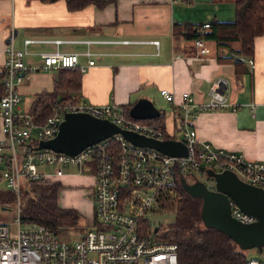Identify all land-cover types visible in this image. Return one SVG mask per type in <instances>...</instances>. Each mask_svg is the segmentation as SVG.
I'll return each mask as SVG.
<instances>
[{
    "label": "built area",
    "instance_id": "obj_1",
    "mask_svg": "<svg viewBox=\"0 0 264 264\" xmlns=\"http://www.w3.org/2000/svg\"><path fill=\"white\" fill-rule=\"evenodd\" d=\"M209 27L210 22H203L196 30L201 34ZM61 41L24 38L21 47L12 43L5 47L0 94V177L6 188L16 194V213L12 220L14 228L8 222L0 221V264H180L177 244L162 239L157 230L152 236L148 218L160 209L163 198L173 196L176 180L193 183L200 181L198 176L204 175L201 181L214 190V177L206 170L228 169L241 180L264 189V160L248 159L240 152L217 147L197 137L193 125L197 112L225 107L235 110L239 106L228 99V81L223 77L216 78L204 102H197L188 91H182L176 101L169 89L161 88L160 95L172 106L171 130L129 117L115 103L93 104L79 98L55 101L50 115L42 122H35L28 110L22 111L18 107L19 85L24 76L35 71H49L57 76L61 67L85 69L84 65H78L79 52L58 48L33 51L29 48L32 43L58 44ZM83 42L94 41L85 39ZM151 42L158 44V40ZM194 44L199 53L207 52L204 38L195 37ZM34 53L38 54V59L27 62L26 56ZM82 54L87 57L88 66L94 63L90 49L86 48ZM247 63L253 68L250 57ZM66 112H87L108 118L122 128L155 139H178L185 145L186 153L170 155L151 146L136 145L121 133L89 144L74 154L36 147L40 140L56 134ZM76 174L92 178L88 188L92 215L80 237L66 239L45 224L21 222L18 208L23 182L61 179ZM229 202L234 218L241 222L255 220L234 201ZM219 264H264V259L248 256L240 263Z\"/></svg>",
    "mask_w": 264,
    "mask_h": 264
},
{
    "label": "crops",
    "instance_id": "obj_2",
    "mask_svg": "<svg viewBox=\"0 0 264 264\" xmlns=\"http://www.w3.org/2000/svg\"><path fill=\"white\" fill-rule=\"evenodd\" d=\"M235 12V0H115L102 8L90 4L72 11L64 0H0V67L9 43L21 47L24 38L61 39L58 44L39 42L29 44V48L79 52L78 65L85 69L79 70L80 88L75 97L93 104L119 106L140 98L153 103L155 99L165 100L161 88L169 89L176 101L182 91H188L197 102H204L212 82L223 77L228 81L229 101L239 106L235 110L225 107L197 112L193 120L197 137L240 152L248 159L264 160V34L254 39L250 55L253 68L248 66L249 56L237 53V41L223 47L204 39L207 52L199 53L194 39L184 34L189 33L190 26L203 22L232 21ZM10 34L9 42H5ZM85 39L94 42L87 44ZM152 40H158V44ZM86 48L93 52L94 63L90 66L82 54ZM233 52L243 61L230 59ZM25 59L36 61L38 54ZM46 73L43 79L34 73L24 76L19 85L20 101L30 94L34 97L52 91L56 76ZM166 102L170 114L165 117V129L171 130L172 106ZM86 178L88 183L92 179ZM86 184L70 190L74 193L72 199L66 196L68 190L61 191L58 199L61 205L76 208L89 218L91 199L81 196L89 188Z\"/></svg>",
    "mask_w": 264,
    "mask_h": 264
},
{
    "label": "trees",
    "instance_id": "obj_3",
    "mask_svg": "<svg viewBox=\"0 0 264 264\" xmlns=\"http://www.w3.org/2000/svg\"><path fill=\"white\" fill-rule=\"evenodd\" d=\"M70 11L87 5L98 8L115 0H64ZM235 18L232 21L210 22V27L199 34L197 26H190L189 33L193 39L202 37L212 39L217 45L225 46L232 41L239 43L237 53L249 56L253 53L256 36L264 34V0H235ZM233 52L230 59H234ZM241 62H235L240 66ZM80 69L78 66L61 67L54 79L52 91H42L33 97L29 113L35 122H42L53 111L55 101L77 98L75 92L80 88ZM239 73L241 69L239 67ZM3 66L0 67V94L2 92ZM133 102L121 105L123 112L130 117L129 108ZM165 129V114L160 111L153 118L136 119ZM165 136H168L166 134ZM209 169L206 170L208 172ZM185 180H176L173 196L163 198L160 211L170 210L174 220L161 229L160 237L177 244V256L180 264H219L240 263L248 256L247 249L241 247L226 233L205 226L201 216V198L191 195L183 185ZM59 183L50 179L26 180L19 194V218L21 222H38L58 231L63 225L77 222L80 214L72 208L60 207L57 203ZM16 201V194L9 188L0 189V203Z\"/></svg>",
    "mask_w": 264,
    "mask_h": 264
},
{
    "label": "water",
    "instance_id": "obj_4",
    "mask_svg": "<svg viewBox=\"0 0 264 264\" xmlns=\"http://www.w3.org/2000/svg\"><path fill=\"white\" fill-rule=\"evenodd\" d=\"M16 35V30L13 36ZM11 34L5 39L9 42ZM235 61H243L240 56ZM134 119L153 118L160 110L147 98L135 101L128 110ZM114 133L136 145H146L170 155L186 153V147L178 139H155L120 127L108 118L96 117L87 112H66L58 125L56 134L40 140L36 147L74 154L83 147L94 144ZM214 177L215 189H209L204 182H183L184 188L193 196L201 198V216L205 226L216 228L235 240L243 248H264V189L241 180L233 171L208 170ZM230 200L248 214L255 217L251 222H241L230 213ZM5 206H3L4 208ZM157 227L153 228L156 231Z\"/></svg>",
    "mask_w": 264,
    "mask_h": 264
},
{
    "label": "rangeland",
    "instance_id": "obj_5",
    "mask_svg": "<svg viewBox=\"0 0 264 264\" xmlns=\"http://www.w3.org/2000/svg\"><path fill=\"white\" fill-rule=\"evenodd\" d=\"M46 72H49V71H35V72H31V73L38 74V77L40 79H43L44 77H42V76L44 74H49ZM32 97H33V94H30L29 96H26V98L24 97L22 101H20L19 105L22 108V111H27V109L29 108V105L31 103ZM154 105L157 109L162 110L164 112L165 117L169 116L170 107L165 100L160 99V98H159V100L155 99ZM176 136H177V134H176ZM45 168L51 169L48 166H46ZM0 170H1V166H0ZM86 177L87 176H85V177L80 176L79 177L77 175H75V176L74 175H67V176H63L61 179L59 178V179H52L51 180V181H56L59 183V188L57 190V203L60 205V207L66 208L67 206L61 205V202H59V199H58V194H60L61 191L63 192L64 190H68L69 193H67L66 196L68 197V199H72V197L74 196V193H71L70 190H74L77 188L81 189V187L78 186L80 184H82L85 187V184L87 182ZM197 180H200V181L204 180V175L198 176ZM89 186H90V183L87 185V187H89ZM3 188H6L5 182H4V179H2L0 177V189H3ZM83 191H84V195H82V193H81V196H83V198H90V191L88 189L83 190ZM14 203L15 202L0 203V214L2 216H4L8 220V222H10L9 225L13 228L15 227V225L11 221L13 220V217H14L13 213L15 212ZM3 206H5V207L3 208ZM68 208L75 209L80 214V217L75 224L63 225V226L58 228L59 229L58 231L66 239H70V240L71 239H77L78 237H80L81 233L85 231L86 227L89 225V221H90L91 216L89 218L88 217L86 218L85 216L82 215V213L78 209L73 208V207H68ZM148 218L150 221L151 235L153 236L154 235L153 228L154 227L162 228V227H165L167 224L171 223L174 220V213L170 210H168V211L167 210H163V211L157 210L154 213L149 214ZM4 220L5 219L0 217V221H4ZM158 232L161 233V229L158 230ZM246 254H247V256H256L258 258L264 259V248L263 247H257V246L252 247V248H247Z\"/></svg>",
    "mask_w": 264,
    "mask_h": 264
}]
</instances>
